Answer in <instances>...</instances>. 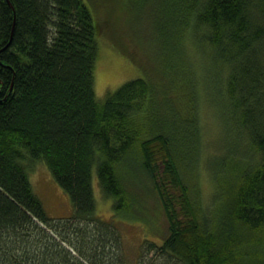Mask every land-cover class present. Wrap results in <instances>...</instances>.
<instances>
[{
  "label": "trees",
  "instance_id": "obj_1",
  "mask_svg": "<svg viewBox=\"0 0 264 264\" xmlns=\"http://www.w3.org/2000/svg\"><path fill=\"white\" fill-rule=\"evenodd\" d=\"M120 1L126 25L145 8L103 5ZM158 5L154 27L175 33L187 65L185 39L197 37L219 107L220 152L205 161L210 203L197 183L204 142L191 69L185 96L169 91L177 82L138 77L101 101L99 31L85 0H0V264H129L117 223L132 218L166 226L144 240L142 255L160 264H264V0ZM35 160L69 194L72 217L46 211L30 179ZM94 168L113 199L110 220L97 213Z\"/></svg>",
  "mask_w": 264,
  "mask_h": 264
},
{
  "label": "rangeland",
  "instance_id": "obj_2",
  "mask_svg": "<svg viewBox=\"0 0 264 264\" xmlns=\"http://www.w3.org/2000/svg\"><path fill=\"white\" fill-rule=\"evenodd\" d=\"M85 2L93 13L99 31V53L94 70L95 91L99 100H105L109 93L118 89L126 81L138 77L152 79L159 85L160 82H163L166 87L168 80L177 82L174 91L170 89L169 91L174 95L185 96L189 94L186 89V78H188L190 69L193 71L196 82L197 115L201 121L204 142L200 161L202 165H199L197 183L202 200L206 204L210 203L214 192V183L211 180V167L205 161L211 155L220 152V130L222 134L223 129L218 112L219 107L213 106L215 98L210 93L207 96L205 91L207 67L204 66L203 53L200 43L196 40L197 37L191 39L188 36L185 39L184 50L189 62L187 65L183 62L182 52H179L177 47L175 33H158L154 27L157 23L155 12H159V15L164 13L163 6L156 7L158 0H145V8L133 19L129 17L127 25L125 22H120L122 17L129 15L126 10L123 11L125 4L122 1L117 5L113 3L117 7L116 10L113 4L108 7L103 5V0H85ZM157 25L160 28L158 23ZM128 33L129 35L125 36ZM30 170L34 191L43 201L48 214L57 219L72 217L74 215L72 200L45 162L33 161ZM93 185L97 213L102 219L110 220L113 213V199L103 195L96 168L93 171ZM151 208L152 212L157 209L153 198ZM152 212L148 213L152 214ZM153 217L154 224L162 223L161 218H156V214H153ZM147 218L150 217L146 216L145 219ZM147 223L146 221L144 224L134 218L121 219L117 223L123 235V250L129 264H160L162 260L154 252L148 254V257L142 255L147 252V246L144 245L145 238L160 240L157 235L163 226V224L158 225L160 227L158 232L149 231L146 227ZM162 229H166V226L164 225ZM171 262L173 263V261Z\"/></svg>",
  "mask_w": 264,
  "mask_h": 264
}]
</instances>
